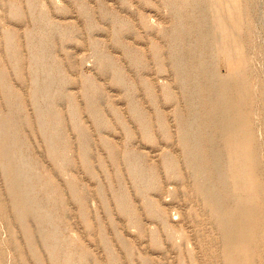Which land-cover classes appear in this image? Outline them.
<instances>
[{"label":"rangeland","instance_id":"1","mask_svg":"<svg viewBox=\"0 0 264 264\" xmlns=\"http://www.w3.org/2000/svg\"><path fill=\"white\" fill-rule=\"evenodd\" d=\"M189 1L192 7L184 6L181 0H174V5L169 0H0V71L7 82L5 88L0 86V113L14 119L22 143V159L34 169L26 164L25 173L33 172L25 175L31 174L30 179L36 172L41 178L35 190L32 188V195L41 209H52L49 214L53 222L50 220L44 227L45 232L57 231L61 243L68 244L63 246L67 252L84 255L85 263L78 258L76 264H224L215 259L222 250L217 229L197 198L187 195L183 182L163 164L164 157L177 161L178 170L186 180L189 178L174 116L175 112L187 114V108L170 67L166 34L173 28L186 32L196 29L192 11L203 17V62L217 80L234 89V115H252L253 122L242 126V130L248 131L244 132V153L256 159V166L249 164L250 169H241L237 184L230 171L234 165L228 166L227 155L221 163L230 188L225 202L253 227L258 239L253 264H264V0ZM11 4L20 11V20L9 14ZM121 24H127L130 32H120ZM7 33L14 35L15 47L20 50L21 76L6 47ZM192 41L198 38H178L174 45L186 58ZM132 56L140 58L141 65H135ZM33 58L38 66H32ZM102 58L109 61L105 70ZM185 60L192 68V59ZM113 69L123 81L120 87L112 81ZM197 82L202 81L198 78ZM92 93L100 112L99 127L86 109V95ZM242 94L252 98L251 104H238ZM33 95L45 110V130L39 127ZM199 96L195 98L199 100ZM71 97L78 109L72 118ZM129 97L150 126L152 143L145 140L140 124L131 117ZM17 98L21 99V106ZM169 98L173 101L168 102ZM199 109L205 119V108ZM160 120L169 137L160 130ZM46 135L57 138L55 159L49 157ZM205 143L206 140L202 142ZM110 145L117 150L116 161L108 151ZM83 151H87L95 179L82 162ZM125 153L129 155L127 162L122 159ZM134 164L146 170L147 176H156L158 190L152 188L140 194L128 169ZM8 196L0 171V264H37L14 220ZM117 196L126 200L132 218L119 211ZM146 203H150L157 217L150 215ZM81 205L90 228L82 217ZM30 224L34 226L32 221ZM150 231H155L159 246L151 244ZM12 234L18 237L22 255L10 243ZM35 249L45 264H51L45 261L47 250L39 238ZM233 261L246 264L240 247Z\"/></svg>","mask_w":264,"mask_h":264},{"label":"bare ground","instance_id":"2","mask_svg":"<svg viewBox=\"0 0 264 264\" xmlns=\"http://www.w3.org/2000/svg\"><path fill=\"white\" fill-rule=\"evenodd\" d=\"M181 1H183L184 6L192 7L189 0H181ZM248 1L250 2V0ZM169 2L172 3V5H174V0H169ZM9 14L16 20H20L22 18L20 11L14 4H11L9 6ZM191 19L195 22L196 29H192V31L189 30L190 32H186V30L179 31V30H174L173 28L172 31L166 34L170 46L168 50L169 52L168 57L170 59L171 66L170 65L169 66L172 67L173 69V74L175 75V82L178 84V87L183 91V102L187 108V114L175 112L174 116L178 127L176 131L177 132L176 135L178 137V145L181 150V154L184 160V165L189 172L188 175L189 178L186 180L185 176L181 174L180 170H178L177 161L164 157L163 164L167 170L174 172V176L176 177V179L183 182L186 188V194L189 196L192 195L197 198V201L204 209L209 220L217 229L218 232L217 239L222 244V250H220L219 254L217 255V258H215L216 261L219 263L224 262V264H235L233 261L234 254L236 252V249L240 247L241 250L244 252L246 264H253L256 254L255 242L258 241V239L256 240L255 237L256 235L253 231V227L250 226L249 224L244 223L236 215L235 211L231 207H229L225 202L224 196L228 194V192H230V188L227 183L228 174L226 173V170L222 167V163H221V158L223 157L225 158V155H227L225 159L226 162L228 163V166H230L231 164L234 165V169L232 168L230 171H232L235 179L234 181H236L237 184L238 183L240 184L239 182L240 175L238 174V172L241 171V169L246 170L247 168L250 169V167L253 168L256 166L257 164L256 159L255 158L250 159L244 153V151H246L244 148V142H245L244 140L246 139V135H244V132L246 133L248 131L243 132L242 130V126L247 124L248 126H250V124L253 122L252 115L251 114L246 115V117L242 116V118H237L234 115V107H235L234 105L235 102L237 101V99L235 100L233 96L234 89H232L227 84V82L223 80H217V78H215L212 75V72H210L208 67H206L205 63L203 62V59L205 58L204 53L206 52V48L204 47L206 41L203 37V34L201 35L200 32V30L203 29V23H202L203 17L194 15V11H192ZM119 26H120L119 31L122 33L128 32L130 30L127 24H121ZM177 26L179 28V26L181 25L178 24ZM191 35H194L196 38H198V41H192L191 43L189 42V45L187 47L188 49L186 50L188 56H186L185 58L183 55H180L181 53H179V51L175 48L176 46L174 45V43L178 38H184L186 36H191ZM5 40H6L7 50L11 58L13 59L14 63L16 64L15 71L17 72V74H19V76H21L23 73L22 58L20 55V50L17 47H15L14 35L12 33H7L5 35ZM38 51H41V49H38ZM155 57L158 58L157 55ZM185 59H192L191 60V63L193 64L192 68H189L187 61ZM132 61L135 65H141L140 63L143 62L140 58H136L135 56H132ZM108 62L109 61L106 58H102L101 64L103 70L107 68L106 64H108ZM31 63L33 67L36 65L38 66L39 64L38 61H36L34 58L31 59ZM111 73H112L113 83L116 86L120 87L123 84V81L119 76V72L113 69L111 70ZM47 75H49V73H47ZM198 78L201 79L202 81L201 83L197 82ZM50 79L52 80V78L49 77L48 80L50 81ZM6 83L7 82L5 80L4 73L0 71V86L5 88L7 85ZM46 83L48 82L46 81ZM43 87L44 89L47 87L45 83L43 84ZM94 89L95 88H93L92 90ZM166 93L169 97L171 96L168 91ZM94 94L95 93L86 95L87 98L86 109L91 113L96 126L99 127L101 118H100V112L95 104L96 97ZM196 95L197 96L200 95L199 100L195 98ZM130 97L127 98L130 115L134 120H136L140 124L143 137L145 138V140L152 143L154 139L152 138L150 133V126L147 124L138 106L133 103L132 98ZM9 98L11 97L9 96ZM239 99L240 100H238V104H240V106L242 104L244 105V103L246 104L248 102L251 104L252 102V98L244 94H242L241 98L239 97ZM153 100L154 99H152V101ZM172 101L173 99L169 98L168 102H172ZM17 102L19 106L22 105L20 98H17ZM33 103L36 109L39 127L45 130L46 122L45 121L43 122L45 110L43 111L39 107V104H37V99L35 96L33 98ZM199 107L205 108L206 110L205 119H203L204 117L201 116L202 114H200ZM69 109L71 113V118L72 115H74L75 113L78 114L76 112L78 111V109L76 107L73 98L71 99ZM77 118L78 117H76V119ZM23 119L24 121L26 120L25 117ZM158 123L160 130H162V132L165 133L166 137H169V133L166 132L164 122L160 120ZM79 128L81 127L79 126ZM251 131L252 129H249V132ZM81 137L82 136L80 135V139ZM204 140L207 141V143H205L206 145L202 144ZM45 145L48 150L49 157L51 159H55L57 154L56 153L57 146H58L56 136L46 135ZM107 148L111 157L116 161L118 156L115 151L117 150L111 145L107 146ZM83 154L84 155L80 156L82 158V162L85 164L92 178L95 179V175L91 169L90 159L89 157H87L88 156L87 151H86L87 156L85 152ZM228 154L230 156V159L228 157ZM234 155H242V157L239 159L237 158L235 159ZM22 158H24L22 151V143L17 134L14 119L10 115H3L2 113H0V171L9 190L8 200H9L10 209L14 215V220L19 225V227L23 232L26 245L28 249H30L32 258L35 259L37 264H45L42 258L40 257V255L38 254L37 250L35 249V242L37 238H39V241H41V244L47 250V257L45 258V261L47 259L51 264H76L77 262H79V260L81 261L84 260V255L82 253L76 254L74 252H67L68 250L63 246L65 245L66 247L68 244L61 243L59 234L56 233L57 231L45 232L44 227H46L48 224L51 223L50 222L51 218L53 220V217H51L52 215H50L52 214L51 213L52 209L49 208L41 209L42 207H39L40 204H38L36 200H34L36 199V197L33 196L35 190L34 186H36L41 182V178L38 175V173L34 172L32 178H30L31 174L30 175L28 174V176H30L29 177L30 179H28V176H26L27 173H31L33 171L25 173L27 170L26 164L28 163L27 162L24 163V160ZM128 158H129L128 153L122 155V159L124 160V162H127ZM249 164L250 167H248ZM137 167L139 166L128 165V169L131 176L135 181H137L135 185L137 186L136 188L140 192V194H143V192L145 193L146 191H149V189L152 188L158 190L159 186L158 183L156 182L157 181L156 176L155 175L147 176L146 170L144 171L143 169L141 170L140 168L138 169ZM30 168H31L30 170H34L32 169V167ZM46 185L43 186L45 187ZM33 187L34 190H32ZM69 188L71 191L74 192V188L72 185H70ZM47 199L48 201H50L49 196ZM61 203L64 204V201L62 200ZM116 203L119 211L122 214H124L128 218H132L133 216L132 210L131 208H128L129 206L126 204V200L122 196L116 197ZM146 208L150 213V215H154V216L156 215V217L158 216L157 213L153 211L150 203H146ZM81 211L84 222L86 223L88 228H90V225L86 220V214H85L86 212H85V207L83 205H81ZM31 221L34 223V226L30 224ZM262 221L263 219L261 218V222ZM30 225L35 229H33ZM142 231L144 230L142 229ZM148 234L150 237L151 244H153V246L156 247L159 246V241L157 239V235L155 231H150V233ZM17 238L18 237L16 235L12 234L10 243L14 247V249L18 251L19 255H22L23 250ZM123 244L129 250L128 246L125 243ZM0 258H1V253H0ZM78 258L79 260L75 263V260ZM21 261L24 263L23 257L21 258Z\"/></svg>","mask_w":264,"mask_h":264}]
</instances>
